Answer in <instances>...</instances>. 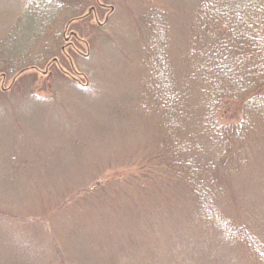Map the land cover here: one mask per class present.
I'll return each mask as SVG.
<instances>
[{"label": "rangeland", "instance_id": "374dc122", "mask_svg": "<svg viewBox=\"0 0 264 264\" xmlns=\"http://www.w3.org/2000/svg\"><path fill=\"white\" fill-rule=\"evenodd\" d=\"M29 1L0 0V38L32 14ZM101 1L114 9L98 10L100 22L109 13L98 34L84 19L77 23L92 40L74 41L76 54L57 66L67 79L46 68L0 77V264H262L252 246L222 235L225 226L197 222L191 204L162 203L146 180L135 181L149 137L134 104L139 2ZM194 3L171 0L176 50L184 43L182 13ZM87 10L76 1L52 13L64 32ZM88 24L98 25L94 15ZM22 28L25 49L34 34ZM238 181L218 212L264 245V153Z\"/></svg>", "mask_w": 264, "mask_h": 264}, {"label": "trees", "instance_id": "16d2710c", "mask_svg": "<svg viewBox=\"0 0 264 264\" xmlns=\"http://www.w3.org/2000/svg\"><path fill=\"white\" fill-rule=\"evenodd\" d=\"M76 1L85 2L88 9L96 6L97 14L87 10L71 16L63 32L59 12L54 16L52 11ZM72 2L30 0L32 14L20 17L34 37L24 49V28L18 21L0 38V74L21 78L30 69L47 68L67 79L69 71L65 76L57 66L73 58L76 43L88 45L90 34L101 32L105 23H100L98 10L113 6L102 1L97 6V0ZM138 2L141 42L134 104L149 137L134 179L146 180L162 203L182 199L191 204L197 222L225 226L223 236H236L232 239L252 246L251 252L264 264L261 241L247 226L223 221L218 212L228 197L233 199L239 177L246 176L264 153V0H195L182 13L184 43L177 50L171 0ZM91 15L99 26L88 24ZM83 19L93 28L90 34L77 26ZM67 31L74 46L62 45ZM35 55L42 61L32 59ZM23 59L27 61L20 63ZM81 85L90 89L88 83ZM138 187L146 191L145 184Z\"/></svg>", "mask_w": 264, "mask_h": 264}, {"label": "flooded vegetation", "instance_id": "af4514ba", "mask_svg": "<svg viewBox=\"0 0 264 264\" xmlns=\"http://www.w3.org/2000/svg\"><path fill=\"white\" fill-rule=\"evenodd\" d=\"M97 2H98V4H100L99 1H97ZM92 13L97 14V7L96 6H94V9L92 10ZM66 39H67V45L68 46L72 45V41L70 40V36H66Z\"/></svg>", "mask_w": 264, "mask_h": 264}]
</instances>
